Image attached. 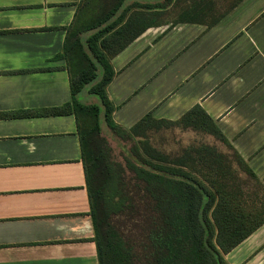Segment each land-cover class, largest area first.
Here are the masks:
<instances>
[{
  "label": "crops",
  "instance_id": "obj_1",
  "mask_svg": "<svg viewBox=\"0 0 264 264\" xmlns=\"http://www.w3.org/2000/svg\"><path fill=\"white\" fill-rule=\"evenodd\" d=\"M80 1L0 0V264H99L78 118L51 112L71 99L55 56ZM173 5L195 17L148 27L111 57L113 120L177 121L199 105L264 188V0ZM224 258L264 264V221Z\"/></svg>",
  "mask_w": 264,
  "mask_h": 264
},
{
  "label": "trees",
  "instance_id": "obj_2",
  "mask_svg": "<svg viewBox=\"0 0 264 264\" xmlns=\"http://www.w3.org/2000/svg\"><path fill=\"white\" fill-rule=\"evenodd\" d=\"M83 1L78 3L74 20L66 28L62 49L55 56L64 60L75 56L69 70L66 67L71 99L51 112L73 113L78 118L99 264H227L224 254L259 226L264 216L252 220L241 206L238 192L225 184L219 183L218 189L212 191L190 173L171 168L170 165L185 166L187 161L167 160L147 140V132L156 122L161 126L179 122L194 129L199 125L209 129L230 147L215 123L199 105L177 121L146 114L135 126L124 128L111 119L114 107L105 90L114 75L110 59L145 29L160 25L161 11L170 0L166 4L135 0L128 5H124L125 0H116L95 21L76 27ZM193 17L182 13L175 22ZM87 31V35L81 36ZM85 87L100 103L87 104L77 99ZM101 113L116 137L131 141L130 153L134 158L125 156L124 164L112 158L111 147L101 134ZM234 154L243 169L254 176L243 159L235 151ZM165 162L170 165L161 164Z\"/></svg>",
  "mask_w": 264,
  "mask_h": 264
},
{
  "label": "rangeland",
  "instance_id": "obj_3",
  "mask_svg": "<svg viewBox=\"0 0 264 264\" xmlns=\"http://www.w3.org/2000/svg\"><path fill=\"white\" fill-rule=\"evenodd\" d=\"M133 1L135 0H125L124 5L131 4ZM136 1L141 3H154V1ZM83 2L76 16L79 23L76 27H81L86 21L88 23L95 21L112 7L116 0H84ZM158 2L165 3L166 0H158ZM167 7L169 6H166L165 9L161 11L162 15L160 20H175L178 14H176L174 5L172 7L170 6V8ZM121 10L122 7L116 12L115 16H117ZM128 16L129 13H126L124 17L125 20H127ZM217 16V14H212L203 17L212 19ZM87 33L88 31L84 32L81 36H85ZM72 56V58L71 56L69 57L70 60L65 59L64 61L65 66H68V70L72 66L75 58L74 55ZM88 86L89 85H87V87ZM86 92L91 96V93L88 91ZM89 95H86L87 98L83 100L84 103L88 104L94 102V99L89 98ZM96 99L97 103H100L99 99ZM99 119L101 134L106 137L111 147L112 158L120 161L122 164H124L125 156L134 158L130 153L131 141H122L116 137L108 127L103 113L100 114ZM111 119L113 120L112 112ZM90 123L91 120L88 118L87 124ZM135 124L132 126H135ZM122 127L130 128L125 126ZM208 130L203 129L200 125L198 128L194 129L183 126L179 122L171 126H161L156 122L154 127L148 130L147 140L150 146L159 151L167 160L179 158L180 160L187 161V165L185 166L170 165L168 162L161 163L163 166L168 167L170 165L171 168L187 172L188 174L190 173L212 191L218 189L219 183L225 184L228 189L238 192L239 199L242 203L241 206L250 213L252 220L261 219L264 216V188L261 182L254 176L248 174V172L243 169L240 162L236 160L233 150ZM207 148H212L213 151ZM212 182L216 184H212ZM123 218L121 220H123Z\"/></svg>",
  "mask_w": 264,
  "mask_h": 264
}]
</instances>
